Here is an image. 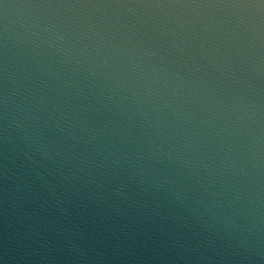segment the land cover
I'll return each mask as SVG.
<instances>
[{"label": "water", "instance_id": "95a60500", "mask_svg": "<svg viewBox=\"0 0 264 264\" xmlns=\"http://www.w3.org/2000/svg\"><path fill=\"white\" fill-rule=\"evenodd\" d=\"M0 264H264V0H0Z\"/></svg>", "mask_w": 264, "mask_h": 264}]
</instances>
